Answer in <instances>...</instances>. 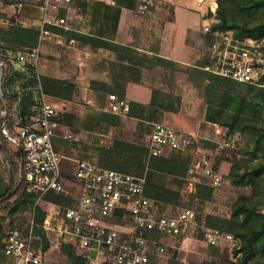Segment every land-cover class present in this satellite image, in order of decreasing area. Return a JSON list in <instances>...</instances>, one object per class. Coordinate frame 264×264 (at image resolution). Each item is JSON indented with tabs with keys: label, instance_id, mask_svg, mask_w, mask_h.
I'll return each instance as SVG.
<instances>
[{
	"label": "built area",
	"instance_id": "built-area-1",
	"mask_svg": "<svg viewBox=\"0 0 264 264\" xmlns=\"http://www.w3.org/2000/svg\"><path fill=\"white\" fill-rule=\"evenodd\" d=\"M207 4L201 10L207 22L205 35L212 38V54L206 70L264 88V37H234L229 32L213 31L218 0H200ZM73 0H45L43 17L32 24L40 29L39 43L24 49L0 47V66L26 70L31 66L38 71L41 44L50 34L48 25L65 27L66 17L57 18L53 10L68 7ZM153 3L142 0L140 11L146 13ZM207 12L212 17H207ZM210 21V22H209ZM41 90L35 96L39 106L26 117L11 118L8 107L9 90L0 93V131L23 151L21 171L28 190L36 196L35 208L45 212L42 227L58 246L72 244L89 264H152L167 256L171 249L181 251L199 226L203 238L211 245L239 246L240 240L232 233L198 224V215L191 207H171L147 193V175L136 174L100 165L90 159H75L57 146L58 138L71 139L56 119L57 105ZM109 110L128 114L130 104L125 98L110 95ZM26 124H21L23 120ZM194 136L173 126L157 123L150 138V151L162 155L166 148L185 149ZM212 186H219L223 177L205 170ZM35 219L29 221L27 235L13 232L4 241V253L14 264H54L35 246ZM177 254L176 252H173Z\"/></svg>",
	"mask_w": 264,
	"mask_h": 264
},
{
	"label": "trees",
	"instance_id": "trees-1",
	"mask_svg": "<svg viewBox=\"0 0 264 264\" xmlns=\"http://www.w3.org/2000/svg\"><path fill=\"white\" fill-rule=\"evenodd\" d=\"M7 0H0V4ZM216 22L213 31L229 32L234 37L262 38L264 37V0H218ZM42 2V1H41ZM40 2V3H41ZM97 3L96 8L98 7ZM96 11V9H95ZM0 16H5L0 13ZM212 17V13H208ZM50 31L58 32L59 27L48 25ZM40 29L27 27L19 23L9 26L0 25V47L5 49H24L39 43ZM207 42L210 35H205ZM69 37L85 43L91 49L99 47L125 52L135 65L150 63L149 67H165L172 70L177 62L165 59L155 54V59H142L134 48L122 46L113 41L100 39L89 34L69 32ZM210 64V59H202L198 66ZM205 65V66H206ZM190 78L205 91L207 112L205 119L226 129L227 135L239 134L246 140L245 149L241 150L240 159H236L228 175L233 187H251L252 194L236 201L230 216H220L211 213L207 216L206 225L221 231L230 232L239 240V246L234 248L236 260L206 259L201 264H264V88L248 83L238 82L206 71L197 66L190 67ZM170 82V80H169ZM93 89L106 92H117L116 87L107 83L91 81ZM48 95L70 101L78 92V84L73 79H57L41 75L36 68L26 70L5 68L3 90H9L8 107L13 109L11 118L26 117L36 111L39 106L35 100L41 96V89ZM154 88L151 104L163 111L179 113L183 110V96L175 90ZM121 97L124 91H121ZM38 108V107H37ZM131 106V110H132ZM130 110V112H131ZM75 116L70 113L58 115L56 119L62 124L69 125ZM26 119L21 124H26ZM12 143L0 131V153L3 152L10 165L8 176L3 175L0 168V264H14L13 259L4 253V241L13 232L27 235L29 221L35 219V246L46 253L51 248V240L42 227L45 212L41 207L35 208L36 196L28 190V184L21 171L23 151L19 147H11ZM1 158V157H0ZM151 171L168 173L176 177H185L189 166L181 160L163 155H154L149 162ZM148 180V178H147ZM214 186L206 182L194 183L189 197L206 201L212 198ZM147 193L149 196L169 204H181L183 194L179 189L155 184L148 180ZM61 253L66 258L62 264H89L88 260L75 246L63 243ZM177 259L175 254L166 264H185ZM157 264V263H152Z\"/></svg>",
	"mask_w": 264,
	"mask_h": 264
},
{
	"label": "rangeland",
	"instance_id": "rangeland-1",
	"mask_svg": "<svg viewBox=\"0 0 264 264\" xmlns=\"http://www.w3.org/2000/svg\"><path fill=\"white\" fill-rule=\"evenodd\" d=\"M44 4L45 0H7L0 4V13L5 15L0 16V25L9 26L15 22L23 26L34 27L32 22H38L43 17L42 6ZM151 7L154 8L155 5ZM72 13L74 12L70 7H58L53 10L55 17H66L67 20L73 19ZM144 41L146 43L142 44L147 48H158L161 44L160 39L154 40L152 38L151 41ZM169 44H164V46L169 47ZM203 45L200 49L191 50L188 54L183 50L179 56L175 57L177 59H172L177 64L172 67L171 71L160 65L155 68L149 67L151 64L148 62L144 65H135L128 54H125V59H116L119 68L122 66L121 64L125 63V82H116L115 84L121 86L114 93L121 97V91L125 90L122 98L128 100L130 110L131 106L133 107L128 114H116L109 110L110 93L107 94L108 92L102 89H94L89 91L90 95L83 96L82 89L78 87V95L71 100V103L66 104L62 100L59 103V100H56L60 115L63 114V109L69 107L70 114L75 116L71 124H63L62 133L68 131L73 135L71 139L59 138V149L63 153L69 155L76 153L78 157L90 159L100 164L101 159L113 158L117 166L122 167L121 169H125L127 172L146 173L148 180L155 184L179 189L184 197L182 203L168 204L175 208H193L198 215L199 225L206 222L207 216L211 213L229 217L234 203L240 198H249L252 194L251 187H233L230 179H228L233 163L236 159H240L239 153L245 149L246 140L239 134L227 135L224 127L225 133L219 138L217 135L208 136L211 140L194 137L192 144L185 149L166 148L163 151V156L181 160L189 166V171L185 177L151 171L149 167V162L153 156L149 148L152 131L157 123L166 124L164 122V112L166 111L150 103L151 93L155 87L168 90L170 85H173L175 90L183 96V110L180 113L182 115L192 114V118L198 121L204 120L207 112L205 91L198 85L197 80L190 78L191 73L189 72L192 66L206 70L203 68L206 64L204 66L197 65L202 59L212 57L209 43L206 42ZM135 50L142 59H155L156 57L152 52ZM60 60L63 62L65 59ZM41 61L38 68L39 74H41L39 71ZM128 86L133 89L129 92L132 96L126 95ZM188 122L195 124L191 119ZM11 147L14 148L13 145ZM0 157L1 171L3 175L8 176L10 165L7 157L3 152L0 153ZM207 167L213 173L223 177L222 183L219 186H214L211 199L198 201V199L189 197V194L194 183L206 182L208 185H212L210 178L205 173ZM260 210L264 212V205L260 206ZM52 248L53 250L58 249L54 241ZM234 248L231 244L211 245L207 243L199 226L196 225L192 231L191 239L184 249L181 251L171 249L167 256L157 264H166L165 262L174 257L175 253L173 252H176L177 259L185 264H201L210 258L223 261L236 260ZM47 256L48 259L51 258L59 262L57 253L52 252Z\"/></svg>",
	"mask_w": 264,
	"mask_h": 264
},
{
	"label": "crops",
	"instance_id": "crops-1",
	"mask_svg": "<svg viewBox=\"0 0 264 264\" xmlns=\"http://www.w3.org/2000/svg\"><path fill=\"white\" fill-rule=\"evenodd\" d=\"M151 1L152 6L155 5V7L150 6L148 12L142 13L140 11L142 0H73V3L68 6L74 12L72 13L73 19L67 20L65 27L58 26L60 28L58 32L50 31L41 44L42 61L39 69L41 75L57 79H73L82 89L83 96L90 95L89 91L94 90L91 87L93 80L107 83L116 89L121 86L115 84L116 82H125V63L119 68V64L115 61L125 59V52L103 47L93 50L85 43L69 37V32L97 36L122 46L152 52L165 59H177L175 57L179 56L183 50L188 54L191 50H198L204 46L203 44L207 42L203 32L206 22L201 10L206 11L207 4H201L200 0ZM97 3L100 4L96 8ZM152 38L161 40L160 47L147 48L142 44L144 40L148 42ZM167 43H170L169 47L164 46ZM60 59L65 60L62 62ZM132 90L131 86H128L126 95L132 96L129 93ZM111 94L117 93H110L109 97ZM77 95L78 92L75 96ZM48 98L54 104H57L56 100H59V103L61 100L66 104L71 103V100L66 101L51 95H48ZM58 113L60 115V111ZM63 113H71L69 107L63 109ZM192 117V114L164 112L166 124L175 126L194 137L211 140L208 136L217 135L219 138L220 135H224L225 129L216 123L207 121L205 116L202 121ZM189 119L195 124H190ZM56 141L59 148V138ZM66 155L75 159H84L78 157L76 153ZM100 162L99 164L105 167L123 170L122 167L117 166L113 158H104ZM48 237L51 240L49 234ZM52 244L53 240H51V248L43 253V256L48 259L47 255L55 252L59 262L51 258L48 260L54 264L66 263V258L60 250L61 246L56 244L58 249L53 250Z\"/></svg>",
	"mask_w": 264,
	"mask_h": 264
},
{
	"label": "water",
	"instance_id": "water-1",
	"mask_svg": "<svg viewBox=\"0 0 264 264\" xmlns=\"http://www.w3.org/2000/svg\"><path fill=\"white\" fill-rule=\"evenodd\" d=\"M4 76H5V70H4V67L1 65L0 66V93L3 90V80H4Z\"/></svg>",
	"mask_w": 264,
	"mask_h": 264
}]
</instances>
